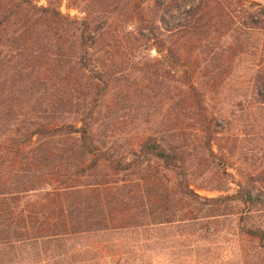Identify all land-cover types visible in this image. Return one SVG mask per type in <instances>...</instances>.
<instances>
[{"label":"rangeland","instance_id":"obj_1","mask_svg":"<svg viewBox=\"0 0 264 264\" xmlns=\"http://www.w3.org/2000/svg\"><path fill=\"white\" fill-rule=\"evenodd\" d=\"M138 1L147 20L160 18L156 0H59V5L78 20L89 13L92 24L101 28L97 55L112 88L102 115L119 152L131 159L143 135L159 137L163 129L172 134L174 119L183 112L195 143L184 167L197 197L177 193L174 172L150 160L162 176V188L145 193L146 184L139 177L145 175L147 162L140 174L115 176L119 186L129 185L125 199L130 211L109 214L107 208L112 219L108 229L51 243L0 247V264H264V244L247 232L264 231V79L258 81L264 76V0H164V7L172 6L169 27L188 20L178 8L194 5L203 16L201 24H190L186 34L176 33L173 39L189 40L185 66L194 70L193 80L202 85L209 111L219 119L214 156L202 146L188 112L182 73L163 61L150 40L139 38ZM154 31L168 35L162 23L157 22ZM37 35L40 44L51 38L46 32ZM47 56L35 92L24 94L15 83V119L57 117L65 99L66 71L71 68L72 83L80 75L72 69L74 56L70 62L54 53ZM10 58H0V91L14 84L8 82L11 70L23 59ZM49 183H39L28 195L41 197L51 188ZM241 189L250 202L231 198Z\"/></svg>","mask_w":264,"mask_h":264},{"label":"trees","instance_id":"obj_2","mask_svg":"<svg viewBox=\"0 0 264 264\" xmlns=\"http://www.w3.org/2000/svg\"><path fill=\"white\" fill-rule=\"evenodd\" d=\"M39 1L0 0V58L23 57L11 70L8 82L14 84L7 91H0V247L51 243L68 235L108 229L112 219L107 208L109 214L130 211L125 199L129 185L119 186L115 176L140 174L147 162L145 175L142 172L139 177L146 184L145 193L162 188V176L158 168L150 166V160L174 172L177 193L197 197L184 167L195 143L182 119L183 112L174 119L172 134L168 133L171 129H163L159 137L143 135L131 150V159L119 152L117 142L110 140L113 133H109L110 126L102 115L112 88L97 55L101 28L92 24L89 13L78 20L61 11L59 0H46V5H39ZM164 2L156 0V7L162 10L158 20H147L141 2H136L139 38L150 40L152 49L163 61L182 73L188 88L182 90L183 97L189 99L188 112L202 136V146L214 156L219 119L209 111L206 91L193 80L194 70L185 66L189 62L184 55L189 40L183 36L173 39L176 33L186 34L190 24H201L203 16L197 14L194 5L178 8L188 20L169 27L168 16L174 18L172 6L168 3L164 7ZM157 22L164 24L167 36L155 33ZM38 32H46L51 38L40 44ZM28 51L31 53L27 54ZM52 53L66 62L74 56L72 69L80 74L72 83L71 68L66 71L65 99L57 117L54 114L45 120L15 119V83L22 86L24 94L35 92L38 87L34 86L41 82L43 59ZM263 79L260 76L258 81ZM68 116L74 119L68 120ZM45 180L52 183L49 190L36 199L28 195ZM162 190L167 192V188ZM231 198L250 202L242 189ZM247 232L264 244L263 230L250 228Z\"/></svg>","mask_w":264,"mask_h":264}]
</instances>
